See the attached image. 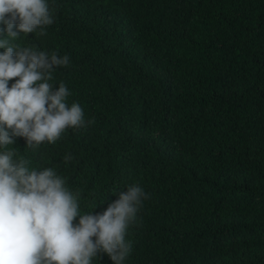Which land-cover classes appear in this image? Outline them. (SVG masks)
Wrapping results in <instances>:
<instances>
[{"label": "trees", "instance_id": "obj_1", "mask_svg": "<svg viewBox=\"0 0 264 264\" xmlns=\"http://www.w3.org/2000/svg\"><path fill=\"white\" fill-rule=\"evenodd\" d=\"M49 3L47 35L16 42L70 57L53 83L94 123L30 153L33 166L82 189V212L132 184L150 194L125 264H264V0Z\"/></svg>", "mask_w": 264, "mask_h": 264}, {"label": "clouds", "instance_id": "obj_2", "mask_svg": "<svg viewBox=\"0 0 264 264\" xmlns=\"http://www.w3.org/2000/svg\"><path fill=\"white\" fill-rule=\"evenodd\" d=\"M54 11L49 0H0V264H94L103 255L125 264L129 228L150 194L132 184L102 212H82V189H70L55 167L33 166L30 153L94 123L79 102L69 105L63 81L53 83L70 57L16 42L20 33L46 36ZM21 137L23 152L14 146ZM72 159L65 154L62 163Z\"/></svg>", "mask_w": 264, "mask_h": 264}]
</instances>
